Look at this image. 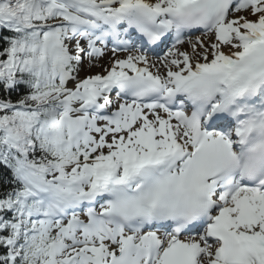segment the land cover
<instances>
[{
	"label": "snow or ice",
	"instance_id": "snow-or-ice-1",
	"mask_svg": "<svg viewBox=\"0 0 264 264\" xmlns=\"http://www.w3.org/2000/svg\"><path fill=\"white\" fill-rule=\"evenodd\" d=\"M0 264H264V0H0Z\"/></svg>",
	"mask_w": 264,
	"mask_h": 264
}]
</instances>
